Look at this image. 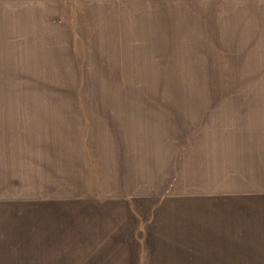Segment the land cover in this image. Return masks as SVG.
Instances as JSON below:
<instances>
[{"label":"rangeland","instance_id":"1","mask_svg":"<svg viewBox=\"0 0 264 264\" xmlns=\"http://www.w3.org/2000/svg\"><path fill=\"white\" fill-rule=\"evenodd\" d=\"M0 264H264V0H0Z\"/></svg>","mask_w":264,"mask_h":264}]
</instances>
